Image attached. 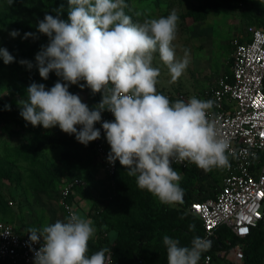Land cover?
<instances>
[{
	"label": "clouds",
	"instance_id": "9594fccd",
	"mask_svg": "<svg viewBox=\"0 0 264 264\" xmlns=\"http://www.w3.org/2000/svg\"><path fill=\"white\" fill-rule=\"evenodd\" d=\"M7 2L11 6L14 0ZM126 7L125 0H68L67 20L61 17L63 4L52 9L55 15L46 13L37 23V33L48 38L47 44L35 54V63L21 59L19 64L37 68L45 81L54 72L58 80L51 88L30 83L17 101L19 114L26 125L46 130L58 126L87 146L101 136L95 125L102 121V113H112L114 121L101 124L110 145L107 162L114 166L119 161L127 175L136 178L137 187L161 204H183L182 177L173 164L188 161L206 172L228 167L229 144L209 118L212 101L193 96L173 102L157 91L160 69L153 66L157 54L171 82L189 63L187 51L183 59H176L177 13L134 22ZM9 35L21 34L12 30ZM29 38L38 36L23 34L22 39ZM0 59L5 65L16 62L5 47H0ZM72 85L90 89L93 96L101 94L100 102L90 108L69 91ZM67 211L63 220L26 229L33 264H105L107 249L89 255V241L97 231L93 222L72 208ZM35 244L40 247L32 248ZM163 245L167 264H199L211 241L196 236L190 246H182L165 235Z\"/></svg>",
	"mask_w": 264,
	"mask_h": 264
},
{
	"label": "rangeland",
	"instance_id": "374dc122",
	"mask_svg": "<svg viewBox=\"0 0 264 264\" xmlns=\"http://www.w3.org/2000/svg\"><path fill=\"white\" fill-rule=\"evenodd\" d=\"M48 2L14 0L10 6L7 0H0V47L7 48L16 58V62L9 65L0 59V194L10 208L7 214L0 212V221L11 224L21 235H28L27 228H39L67 216L60 188L70 178L82 180L81 189L94 198L111 193L110 178L96 155L94 166L87 173L67 168L61 157L65 151L61 146L45 147L37 157L28 152L29 141L39 136L41 131L38 127L26 125L19 114L17 101L25 96L27 86L33 81L44 84L58 77L53 72L45 81L39 76L37 68L28 70L20 65L21 59L35 63V54L43 43H33L28 48L23 36L12 38L9 33L13 27H18L25 33L37 34V23L48 13ZM125 3V13L132 16L134 22L166 17L172 11L179 17L173 46L177 60L183 59L187 51L189 63L186 70L176 82H171L169 71L158 54L153 61V66L160 69L157 91L172 98L181 94L193 97V94L215 86L221 76L230 74L232 40L242 36L247 26L264 27V0H125ZM203 8L210 9L206 18L194 21L191 14ZM136 12L141 15L137 17ZM86 89L69 88V91L78 94L91 108L100 102L101 94L93 96L91 90ZM5 105H11V110H5ZM55 128L59 127L48 130ZM174 169L181 175L178 168ZM221 180L219 169L213 167L206 172L199 168L196 183L190 192L194 198L217 193ZM197 185H202L205 192L198 191ZM82 195L75 190L71 208L91 220L88 211L92 201ZM69 203L66 201V204ZM261 264H264V251Z\"/></svg>",
	"mask_w": 264,
	"mask_h": 264
},
{
	"label": "built area",
	"instance_id": "2783aa9c",
	"mask_svg": "<svg viewBox=\"0 0 264 264\" xmlns=\"http://www.w3.org/2000/svg\"><path fill=\"white\" fill-rule=\"evenodd\" d=\"M231 45L230 74L221 76L215 86L193 94L198 99L212 101L209 118L221 138L229 144L226 155L230 165L223 167L220 188L215 196L194 201L187 209L202 224L201 238L211 241V247L202 253L199 264H211L212 241L217 239L220 228L229 230L237 242L223 239L219 256L236 263L243 261L240 240L259 227L264 232V29L247 26L244 34L232 40ZM189 98L184 94L175 97L185 102ZM105 120L114 121L113 114L107 111L102 115V121L96 126L101 129V136L92 141V145L104 172L111 176L116 163L112 166L107 162L110 150L101 127ZM192 164L184 161L173 165L188 168ZM81 185L79 178L65 181L60 188L61 198L65 200ZM63 204L66 211L71 208L66 200ZM31 247L38 249L40 244ZM105 256V264H109L110 254ZM0 264H33L28 235L17 233L4 221H0Z\"/></svg>",
	"mask_w": 264,
	"mask_h": 264
},
{
	"label": "trees",
	"instance_id": "16d2710c",
	"mask_svg": "<svg viewBox=\"0 0 264 264\" xmlns=\"http://www.w3.org/2000/svg\"><path fill=\"white\" fill-rule=\"evenodd\" d=\"M61 4L65 8L61 17L67 20L68 0H49L48 14L55 15L52 9ZM209 10V8H203L191 14L193 20H204ZM251 26L264 29L263 26ZM13 30H19L20 36L25 33L18 27H13ZM37 36L38 39L35 40L26 39L28 48L32 47L33 43L47 44L46 36L39 33ZM57 80L51 78L44 84L46 88H51ZM70 88L81 89L77 85L70 86ZM84 89L87 91L86 88ZM169 99L176 101L172 97ZM37 127L41 134L33 137L28 144V152L32 157L39 156L45 147L61 146L65 150L61 157L69 170H80L87 173L91 171L96 155L92 142L85 146L79 143L74 135H68L59 128L46 130L42 126ZM176 168L182 175L179 183L184 192V202L175 206L161 204L152 194L139 189L136 178L128 176L126 169L120 165L119 161H116L114 173L111 176L107 175L111 182L110 194L94 198L88 191L82 190V186L76 187L65 200L70 201L69 204L72 205V195L77 190L83 194L82 197L92 201L88 216L97 231L94 238L89 241V255L101 249H107L105 254H110L109 264H167L166 248L163 245L165 235L178 239L182 246H190L191 240L196 236L202 237L203 227L200 220L189 214L187 209L192 202L214 197L216 193L212 192L206 197L194 198L190 188H194L199 167L192 164L188 168ZM215 168L222 173L223 168ZM197 190L205 192L202 185H197ZM0 212L3 214L10 212L1 194ZM190 224L195 225L194 231L189 230ZM217 234V239L212 241L211 264H232L220 257L219 252L223 248V239L229 238L233 242H237V239L226 228H220ZM240 243L243 248L242 264H261L264 232L260 227L252 230L249 236L240 240Z\"/></svg>",
	"mask_w": 264,
	"mask_h": 264
},
{
	"label": "crops",
	"instance_id": "0c3cea01",
	"mask_svg": "<svg viewBox=\"0 0 264 264\" xmlns=\"http://www.w3.org/2000/svg\"><path fill=\"white\" fill-rule=\"evenodd\" d=\"M230 72H231V68H230ZM106 146H107V149L110 150V145L107 143V141H106Z\"/></svg>",
	"mask_w": 264,
	"mask_h": 264
},
{
	"label": "snow or ice",
	"instance_id": "6c2138e0",
	"mask_svg": "<svg viewBox=\"0 0 264 264\" xmlns=\"http://www.w3.org/2000/svg\"><path fill=\"white\" fill-rule=\"evenodd\" d=\"M241 231H247V229H242Z\"/></svg>",
	"mask_w": 264,
	"mask_h": 264
}]
</instances>
